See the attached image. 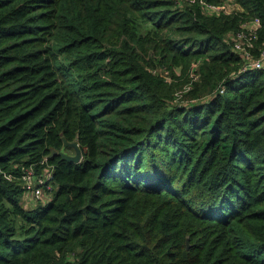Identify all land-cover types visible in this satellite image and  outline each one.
I'll return each mask as SVG.
<instances>
[{
    "label": "trees",
    "instance_id": "1",
    "mask_svg": "<svg viewBox=\"0 0 264 264\" xmlns=\"http://www.w3.org/2000/svg\"><path fill=\"white\" fill-rule=\"evenodd\" d=\"M254 18L256 58L264 0H0V264H264Z\"/></svg>",
    "mask_w": 264,
    "mask_h": 264
},
{
    "label": "built area",
    "instance_id": "2",
    "mask_svg": "<svg viewBox=\"0 0 264 264\" xmlns=\"http://www.w3.org/2000/svg\"><path fill=\"white\" fill-rule=\"evenodd\" d=\"M233 2H227L219 5L206 4L207 11H213L215 13L228 12L229 8L233 7ZM259 25V19L254 18L250 23L244 24L246 31L239 32L235 38H232V46L235 52H238L243 58L244 62L240 71L249 69H264V49L261 50L260 55L256 58L250 55L248 48L251 46V37H254L256 28ZM222 92V90H220ZM51 166L47 165L40 174H36L32 168H24L20 176L23 181V187L25 196L40 198L42 195L47 194L50 191V174ZM9 179V177L7 176Z\"/></svg>",
    "mask_w": 264,
    "mask_h": 264
},
{
    "label": "water",
    "instance_id": "3",
    "mask_svg": "<svg viewBox=\"0 0 264 264\" xmlns=\"http://www.w3.org/2000/svg\"><path fill=\"white\" fill-rule=\"evenodd\" d=\"M63 145H64V147H68V148L72 149L74 153L68 154L64 151H58L57 152L56 150H53L50 153V156L59 155L62 160H66V161L73 162V163L80 162L82 156H81V150L79 148L77 140H75L73 142H67L66 140L63 139Z\"/></svg>",
    "mask_w": 264,
    "mask_h": 264
},
{
    "label": "rangeland",
    "instance_id": "4",
    "mask_svg": "<svg viewBox=\"0 0 264 264\" xmlns=\"http://www.w3.org/2000/svg\"><path fill=\"white\" fill-rule=\"evenodd\" d=\"M65 152V151H64ZM66 153H68V154H73L74 152H73V150L71 149H68L67 151H66ZM46 196L45 195H42L40 198H38V199H40V200H42L43 198H45ZM37 199V198H36Z\"/></svg>",
    "mask_w": 264,
    "mask_h": 264
}]
</instances>
